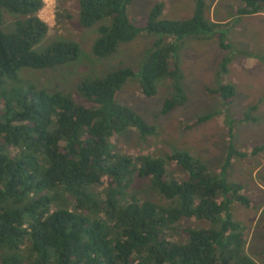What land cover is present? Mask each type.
Wrapping results in <instances>:
<instances>
[{
  "label": "trees",
  "instance_id": "1",
  "mask_svg": "<svg viewBox=\"0 0 264 264\" xmlns=\"http://www.w3.org/2000/svg\"><path fill=\"white\" fill-rule=\"evenodd\" d=\"M133 1L78 0L80 26L97 30L91 49L96 59H113L136 38H153L138 72L119 67L76 81L74 91L88 104L83 107L69 92L24 87L21 69L72 63L79 47L62 40L37 53L34 47L49 30L39 17L44 1L0 0V264H255L233 213L235 205L255 207L228 177L233 160L247 156L232 139L216 174L187 151L156 158L108 146L129 130L142 141L156 134L155 125L117 101L126 82L135 81L152 98L167 80L171 93L161 115L186 105L179 57L191 41L215 40L222 52L216 72L221 83L204 93L217 99L228 136L237 125L258 120L251 115L256 106L241 115L227 113L236 96L224 82L233 57L231 19L208 21L205 0H194L187 20L163 18L157 3L139 25L129 18ZM240 1L236 17L264 12V0ZM254 57L264 62V54ZM6 86L11 90L5 95ZM213 116H200L193 125ZM141 179L155 200L132 190Z\"/></svg>",
  "mask_w": 264,
  "mask_h": 264
},
{
  "label": "rangeland",
  "instance_id": "2",
  "mask_svg": "<svg viewBox=\"0 0 264 264\" xmlns=\"http://www.w3.org/2000/svg\"><path fill=\"white\" fill-rule=\"evenodd\" d=\"M55 1L57 2L53 7L48 6L39 14L49 26V30L34 50L40 53L53 42L69 40L78 45L79 57L72 63L52 69L23 68L18 72V77L22 84H26L24 87L66 91L71 93L75 103L88 107L87 102L74 91L76 81L84 78H98L119 67H131L138 72L145 62L146 53L152 46L153 38H136L134 42L121 46L113 59H96L91 49L97 37V30L96 27L84 29L80 26L78 1ZM193 1L134 0L129 6V18L142 25L152 7L160 3L164 7L165 19L187 20L192 16ZM241 6L240 0H205L204 16L208 21L231 19L235 27L238 26L231 43L235 61L232 60L230 74L224 79L225 83L229 82L227 78L234 82L238 95L236 94L234 103L228 107L227 113L241 115L254 105L257 110L251 115L258 120L255 123L237 125L232 137L228 136L224 114L218 111V101L204 93L205 88L218 87L221 83L210 68L216 41L209 40L206 43L191 41L182 48L179 57L184 77L182 85L188 98L186 105L168 115H161L163 103L171 93L167 80H161L158 83L157 93L152 98L143 96L135 81L126 82L117 93V101L140 115L148 124L155 125L156 134L142 141L133 129L111 139L108 146L118 153L150 154L156 158H164L175 151H187L194 159L202 161L210 173L216 174L232 139L234 146L246 152L247 156L236 157L233 160L228 177L243 186L244 193L251 198L255 207L247 210L235 205L233 213L235 219L245 228L246 254L255 264H264V103H262L264 99L262 83L264 82L256 79L262 71L259 66L264 68V64L262 59L248 57L249 53L261 54L264 49V16L236 17L235 12ZM57 14L58 19H56ZM102 23L108 24V21ZM205 59L210 60L207 68ZM251 66L254 68L248 72ZM250 87L253 88L250 89ZM3 89L6 95V92L11 90V86ZM258 91L261 93L256 94ZM0 94H2L1 90ZM213 113L214 116L210 120L193 125L200 116ZM254 149L256 151L252 154ZM132 190L138 192L143 198L155 200V195L150 191V185L146 180H135ZM183 223L188 224L187 221Z\"/></svg>",
  "mask_w": 264,
  "mask_h": 264
},
{
  "label": "crops",
  "instance_id": "3",
  "mask_svg": "<svg viewBox=\"0 0 264 264\" xmlns=\"http://www.w3.org/2000/svg\"><path fill=\"white\" fill-rule=\"evenodd\" d=\"M44 1V7H43V9L42 10H44V9H46L48 6H51V7H53V5H54V3H56L57 1H55V0H48V2L46 1V0H43ZM78 1V0H77ZM41 10V11H42ZM40 11V12H41ZM264 13V12H263ZM263 13H261V14H253V15H249V17H256V16H264V14ZM40 14V13H39ZM39 17H40V15H39ZM163 17V16H162ZM164 18V17H163ZM230 19H221V21H212V22H218V23H226V22H228ZM235 29H233V32H232V34H231V37H230V41H231V43H232V40L234 39V33L236 32V29L238 28V26H236V27H234ZM210 41H212V40H210ZM200 43V42H199ZM201 43H206V41L205 42H201ZM215 45H216V47H215V50H213V61L211 62V66H210V68L213 70V74L215 75L216 74V72L215 71H217V66H218V64L220 63V61H221V58H222V52L220 51V49L219 48H217V43L215 42ZM219 49V50H218ZM262 54H264V49H263V51H262V53L260 54V55H262ZM257 55H259V53H249L248 54V57L249 56H251V59H252V57L253 58H255L256 59V57H254V56H257ZM218 58H220L219 59V61H218ZM250 58V57H249ZM208 60V61H207ZM232 60L233 61H235L234 60V57H232L231 58V62H230V64H229V71L231 70L230 69V66H231V64H232ZM204 63H205V65H206V68L208 67V65H209V63H210V60L209 59H205L204 60ZM262 63L264 64V62L262 61ZM259 67H261V70L262 71H260V75L259 76H257L256 77V79L257 80H259V79H261L263 82H264V68H263V66H259ZM181 68V67H180ZM253 66H251L249 69H248V72L249 71H252L253 70ZM258 69H260V68H258ZM258 69H256V70H258ZM181 72H182V70H181ZM228 74H230V73H228ZM182 76H183V72H182ZM246 78H247V75H246ZM183 79H184V77H183ZM227 81H229L228 83H230V84H232L234 87H235V90H236V86H235V84H234V82L232 81V80H230V79H228L227 78ZM251 81H253V80H251ZM183 82V81H182ZM182 82H181V84H182ZM184 85H182V87H183ZM262 86H264V83H262ZM253 87H250V89H252ZM183 89H184V87H183ZM184 91H185V89H184ZM250 92V91H249ZM248 92V93H249ZM261 92L260 91H258L256 94H260ZM264 93V92H263ZM236 94H237V91H236ZM238 95V94H237ZM217 100V99H216ZM235 101V100H234ZM234 103V102H233ZM262 103H264V99L262 100ZM254 106V105H253ZM253 106H250L246 111H248L251 107H253ZM245 111V112H246ZM261 149V148H260Z\"/></svg>",
  "mask_w": 264,
  "mask_h": 264
}]
</instances>
